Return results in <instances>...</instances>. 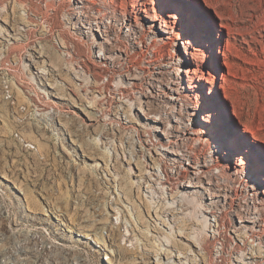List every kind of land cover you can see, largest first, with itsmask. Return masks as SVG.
<instances>
[{
  "label": "rangeland",
  "instance_id": "rangeland-1",
  "mask_svg": "<svg viewBox=\"0 0 264 264\" xmlns=\"http://www.w3.org/2000/svg\"><path fill=\"white\" fill-rule=\"evenodd\" d=\"M68 4L0 0V264H264V0H110L101 47ZM181 86L182 164L136 109Z\"/></svg>",
  "mask_w": 264,
  "mask_h": 264
},
{
  "label": "bare ground",
  "instance_id": "bare-ground-1",
  "mask_svg": "<svg viewBox=\"0 0 264 264\" xmlns=\"http://www.w3.org/2000/svg\"><path fill=\"white\" fill-rule=\"evenodd\" d=\"M66 1H68V3H69L68 8H67L68 9V11H67L68 21H70V23L73 24L72 25L73 28H78L87 37L91 35L95 40V46H97V45L100 47L105 46L106 43H108V42L106 40L107 36H105L103 33L104 27H105L103 20H104V17L106 15L107 11L101 12L100 8H96V10L93 11V8L97 5H99L100 3H101L102 7L106 8L105 6H107V4L110 0H107V1L106 0H66ZM190 6L195 10V13L197 15H199V12L196 11L195 5H191V3H190ZM220 15L221 14H219V16ZM220 25L225 27V28L229 27V26L227 27L226 22L225 23L221 22ZM83 28H85L86 30H83ZM211 35H212V31L208 28L207 39H206V44H207L208 48H212L213 44H215V40H213V38H211ZM217 37H220V38L222 37L221 34L219 33V30H218V36ZM190 43H193L192 39L190 40ZM184 52H185V55L187 57V55H189V50L186 49ZM219 52H221L224 55V49L221 51L219 50ZM99 55L100 54H97L96 56H99ZM99 59H101V57H99ZM182 60L184 61L183 58H182ZM97 61L99 62L100 60H97ZM185 62L186 61H184V64H185ZM193 70H194V68L193 69L192 68H183L182 70L179 68L177 74L180 77V79L182 80L183 73H186V75H189L190 71L193 72ZM36 76L39 80L47 81L46 71H44L43 69H37L36 70ZM44 84L51 86L49 83H46V82ZM194 85L199 86L197 82H195ZM219 86L222 87L223 84L221 83V84H219ZM170 88H171L172 92H171V95L168 97L169 102L166 103V105L168 107L166 108V110H164V112L162 114L158 113L159 115H157L156 117H153L154 115H152L150 113H145L144 109L142 108V106H143L142 103H138L139 107L136 106V109H138V111H140V115H142L146 118H150L155 122L159 123L163 119H164V121H167L166 125H156L155 127H153V130L155 132H159L160 136H162V138H163L162 141H160L158 143L157 147L155 144H153V146H152L150 143L145 141V143H144L145 146L143 148L148 153V157L151 158L152 155H150V152H151V150H153L156 147L158 149L157 153L161 154V152H164V154H166L167 156L173 155L174 159H172V160L174 161V163H178V162L180 163L181 162V160H180L181 159L180 158L181 153L176 148V142L177 141L174 139V137L168 136V132L173 131V133H175L176 131L179 130V126H178V124H176V121L178 119V115L181 112V109H180L181 105L184 101L188 102L193 97L191 96V93L189 91L182 89L183 86H181L179 88L178 87H176V88L170 87ZM179 99L181 102H179V105H177L176 101ZM198 101H199V98L197 96H194V102H198ZM148 102L149 101L147 100L144 104H147ZM203 119L206 120L205 117H203ZM251 131H252L251 128L249 129V127H247V126L244 127V132H251ZM242 136L244 137V135H242ZM249 146L251 148L258 147L255 144H251V143H249ZM180 164H182V163H180ZM187 164H190V163L187 162ZM151 168H153L156 171V176H157L159 182H161V183L170 182L166 176L165 177L161 176V174H164V175L167 174V169H169V168L166 166V164H163V168H161V165L153 166ZM182 169L184 171H186L187 172L186 174L189 176L187 181L184 183V186H189V187H193V188L199 186V184H197V179L199 178L198 176L200 174L198 168H195L193 170V168L190 169L189 166L188 167L183 166ZM169 170H170V173H173V170H171V169H169ZM177 171H179V170H177ZM194 180H196V181H194ZM176 199L178 200L179 198H176ZM180 200L182 201V199H180ZM183 201H184V199H183ZM57 219H59V218L57 217ZM84 236L86 238L91 239L89 234L85 233ZM96 243L98 246H101V245L104 246V238L98 237V240L96 241Z\"/></svg>",
  "mask_w": 264,
  "mask_h": 264
}]
</instances>
